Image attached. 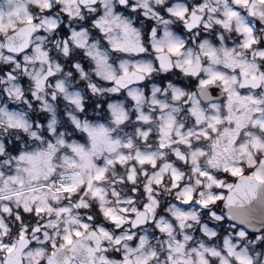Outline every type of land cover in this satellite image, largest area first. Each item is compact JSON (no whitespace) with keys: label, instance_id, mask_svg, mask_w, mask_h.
Returning <instances> with one entry per match:
<instances>
[{"label":"snow or ice","instance_id":"obj_1","mask_svg":"<svg viewBox=\"0 0 264 264\" xmlns=\"http://www.w3.org/2000/svg\"><path fill=\"white\" fill-rule=\"evenodd\" d=\"M0 264H264V0H0Z\"/></svg>","mask_w":264,"mask_h":264}]
</instances>
